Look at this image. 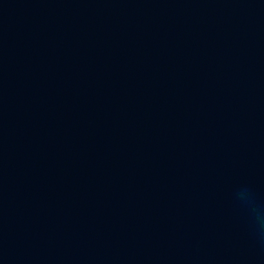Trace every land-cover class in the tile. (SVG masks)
Listing matches in <instances>:
<instances>
[{
  "label": "water",
  "instance_id": "obj_1",
  "mask_svg": "<svg viewBox=\"0 0 264 264\" xmlns=\"http://www.w3.org/2000/svg\"><path fill=\"white\" fill-rule=\"evenodd\" d=\"M0 264H264V0H0Z\"/></svg>",
  "mask_w": 264,
  "mask_h": 264
}]
</instances>
